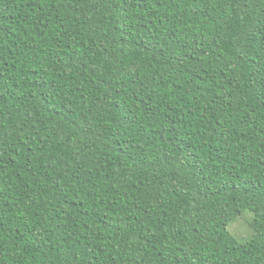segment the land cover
<instances>
[{"label": "trees", "instance_id": "16d2710c", "mask_svg": "<svg viewBox=\"0 0 264 264\" xmlns=\"http://www.w3.org/2000/svg\"><path fill=\"white\" fill-rule=\"evenodd\" d=\"M0 264H264V0H0Z\"/></svg>", "mask_w": 264, "mask_h": 264}, {"label": "rangeland", "instance_id": "374dc122", "mask_svg": "<svg viewBox=\"0 0 264 264\" xmlns=\"http://www.w3.org/2000/svg\"><path fill=\"white\" fill-rule=\"evenodd\" d=\"M253 214L250 212L243 213L236 221L232 222L228 230L241 242H248L252 239L251 221Z\"/></svg>", "mask_w": 264, "mask_h": 264}]
</instances>
